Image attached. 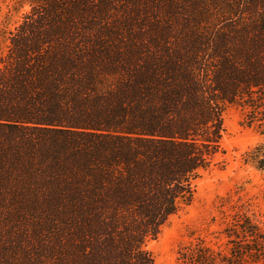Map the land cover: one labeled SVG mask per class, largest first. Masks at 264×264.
Instances as JSON below:
<instances>
[{
  "label": "trees",
  "instance_id": "1",
  "mask_svg": "<svg viewBox=\"0 0 264 264\" xmlns=\"http://www.w3.org/2000/svg\"><path fill=\"white\" fill-rule=\"evenodd\" d=\"M228 106L264 136V0L13 3L0 21V264H154L146 245L191 204ZM252 154L264 174V142ZM238 229L253 241L234 259L254 264L264 238Z\"/></svg>",
  "mask_w": 264,
  "mask_h": 264
},
{
  "label": "rangeland",
  "instance_id": "2",
  "mask_svg": "<svg viewBox=\"0 0 264 264\" xmlns=\"http://www.w3.org/2000/svg\"><path fill=\"white\" fill-rule=\"evenodd\" d=\"M17 1L0 0V21ZM25 10L12 15L7 26L17 25ZM248 122L239 107L225 108L219 153L200 172L191 204L169 217L158 237L146 245L154 264H184L178 260L180 253L202 250L209 254L205 264H242L234 259L236 248L251 246L253 239L237 238L241 220L264 238V174L251 161L252 151L264 142V136ZM256 256L254 264H264V253Z\"/></svg>",
  "mask_w": 264,
  "mask_h": 264
}]
</instances>
